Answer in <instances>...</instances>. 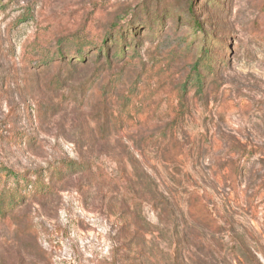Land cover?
<instances>
[{
	"label": "rangeland",
	"instance_id": "obj_1",
	"mask_svg": "<svg viewBox=\"0 0 264 264\" xmlns=\"http://www.w3.org/2000/svg\"><path fill=\"white\" fill-rule=\"evenodd\" d=\"M187 6L0 0V264H264V0Z\"/></svg>",
	"mask_w": 264,
	"mask_h": 264
},
{
	"label": "trees",
	"instance_id": "obj_2",
	"mask_svg": "<svg viewBox=\"0 0 264 264\" xmlns=\"http://www.w3.org/2000/svg\"><path fill=\"white\" fill-rule=\"evenodd\" d=\"M186 2L188 5L186 11H188L192 17L190 24L192 26H194V28L200 27L199 22H197V20L194 19V11H193V7L191 6L192 0H186ZM111 29H114L115 31H117L116 32L118 35L117 37L121 41H123V36H122L123 26L113 25V27ZM205 42H207V40H205ZM79 45H81L79 48L81 51L82 48H85V50H86L91 45H94V44L93 43H81V44L79 43ZM97 45H98L97 51H96L97 56H99L100 50L105 51V54L108 52V47H106V44L100 43ZM124 46H126V45H124V41H123L122 46H121V50ZM63 54H64L63 52H57V54L55 56L63 57ZM82 54L84 55L85 52H83ZM133 55H134V51H132L129 58H133ZM77 59H80V56H78ZM51 60H53V59H51ZM51 60H49L48 58L42 59L40 61V63H42L40 67L41 68L46 67L47 65H49ZM58 60L60 61V59H58ZM220 61H222V60H220V56H218L216 54H212L210 52L209 46L203 47V49L200 52L199 58L197 59L196 63L194 64L195 75L189 81L187 87H196L197 93H200V91L202 90V88L205 84V80L210 75H214L216 73V70L218 69V65H219ZM80 62H83V60H81ZM63 63L67 64V62H63ZM2 175L5 177V179H11L12 186L8 187V185L5 183V185L0 187V214H2L6 208L14 205L17 202L22 201L25 198L28 186L32 187L35 192L36 191H42L44 189V184L42 183V181L38 177H37V180H35L34 182H28L25 175L16 174L13 171H10V170L4 169V168L0 169V179H1Z\"/></svg>",
	"mask_w": 264,
	"mask_h": 264
}]
</instances>
